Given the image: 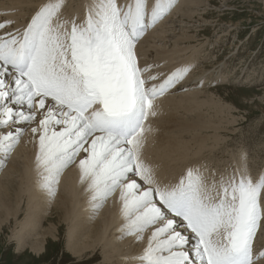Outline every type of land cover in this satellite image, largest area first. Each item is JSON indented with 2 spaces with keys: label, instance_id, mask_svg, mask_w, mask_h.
Returning a JSON list of instances; mask_svg holds the SVG:
<instances>
[{
  "label": "snow or ice",
  "instance_id": "obj_1",
  "mask_svg": "<svg viewBox=\"0 0 264 264\" xmlns=\"http://www.w3.org/2000/svg\"><path fill=\"white\" fill-rule=\"evenodd\" d=\"M177 3L89 0L81 17L65 13L67 0H44L23 29L0 20V170L30 131L46 200L77 167L93 214L119 199V239L150 233L136 264H264V171L251 173L246 152L170 181L144 156L158 99L190 87L193 64L165 72L137 52Z\"/></svg>",
  "mask_w": 264,
  "mask_h": 264
},
{
  "label": "bare ground",
  "instance_id": "obj_2",
  "mask_svg": "<svg viewBox=\"0 0 264 264\" xmlns=\"http://www.w3.org/2000/svg\"><path fill=\"white\" fill-rule=\"evenodd\" d=\"M210 1L212 0H178L171 13L149 30L138 43L137 52L142 56L141 62H157L160 64V70L165 72L189 63L194 65L192 72L204 64V62L201 63L202 57L197 58L196 53L202 51L204 43L211 39L200 41L197 34L188 33L185 27L188 26L186 27L188 29L190 25L195 29L204 24V19L200 18L196 19L195 23L196 17L193 15L197 9L207 8ZM42 3L44 0H0V20L14 21L11 28L23 29ZM88 3L89 0H84L76 7L71 6L64 11L69 15L79 13L83 17ZM178 29L180 32L176 33ZM239 29L238 26L229 25L222 32L227 36L232 33L237 35L240 32ZM221 36L217 37L216 42L223 40ZM202 53H199L200 56L203 55ZM232 56H236L235 49L231 50L230 57ZM227 58L228 56L219 59H226L227 62ZM218 63L214 71L213 67L205 68L203 65L197 70V74L195 71L193 75H190V72L182 82L190 86L188 91H180L178 86L157 101L159 115L152 121L153 131L146 134L144 156L157 167L158 175L163 181L174 180L190 164L200 162L201 156L204 157L208 150L209 152L223 150V147H227V144H222V138L226 136L225 132L235 130L234 124L238 120L230 116L231 108L221 105L222 103H214L209 90H204V87L212 82L226 80L229 76L225 73L228 62L215 64ZM201 79L204 80L203 87H191ZM247 80H251V77L248 76ZM194 89L197 91H192ZM261 91L264 93V89ZM260 101L263 103L264 99ZM204 107L209 108L204 111ZM191 111L195 112L190 114ZM230 153L228 151V165L238 164L239 158L232 153L229 157ZM213 155L212 153V157ZM35 156L36 147L32 143L29 131L24 134L12 152L11 160L7 161L3 172L0 170V233L4 226L10 227L12 221H15L17 228L12 230L9 240L17 241L18 250H30L35 255L41 256L50 241L58 240L60 226L67 225V248L78 259L84 256L96 258L101 253L104 261L96 264H136L135 257L142 252L150 233L146 232L144 240L139 242L133 236L118 238L123 222L119 199L109 198L103 208L93 214L89 210L88 195L79 183L80 172L77 167L70 166L61 178L55 200L51 202L45 200V196L37 187ZM209 160L211 161V158ZM208 163L211 164V162ZM247 166L251 171L253 164L250 162ZM254 171L256 172L255 169ZM257 171H259L257 175L264 171L263 162L260 170ZM251 173L254 175L253 172ZM12 186L16 187L13 198L10 194ZM9 198L13 201L12 203H8ZM24 198L27 200L26 212L24 218L20 220ZM36 198L39 200L36 201ZM51 214L58 219V223L50 220L53 217Z\"/></svg>",
  "mask_w": 264,
  "mask_h": 264
},
{
  "label": "rangeland",
  "instance_id": "obj_3",
  "mask_svg": "<svg viewBox=\"0 0 264 264\" xmlns=\"http://www.w3.org/2000/svg\"><path fill=\"white\" fill-rule=\"evenodd\" d=\"M83 1L67 0L66 5L68 6L65 7V10H68L71 6L76 7ZM69 3L71 4L70 6ZM207 6L204 10L197 9L193 15L196 17L194 19L195 23L196 19L200 18L204 19V24L200 28L197 27L195 29L189 25L188 29L191 28L190 30L186 26L185 31L197 34L198 39L203 42L208 38L211 39L209 40L210 43H204L205 46L203 44L205 49L202 48V51L196 53L197 58L200 59L202 57L201 63L204 62L199 68L204 65L205 68L213 67L212 70L214 71L215 67L219 65V63L215 64L216 62H223V64L228 62L226 65L228 72L225 70V73L229 75L227 79L212 82L211 86L207 85L204 90H209V95L213 96L212 100L214 103H222L221 105L231 108L230 116L237 118L238 121L234 124V132L227 131L225 132L226 136L224 135V138H222L224 140H222V144H227V147H223V150L218 151L209 152L208 150L205 155L207 158L201 156L200 162L207 159V162H211V164L209 163L210 165L223 170V166L226 167L229 164L227 161L228 151L237 156V158H239L240 153L246 152L247 163L251 162L253 164L251 172L257 175L259 173L257 170H260L262 162L264 163V102L260 101V99H264V93L261 91L264 89V0H212ZM207 23L209 25H206ZM229 25L238 26L240 32L237 35L235 33L228 34V36L223 35L224 32L222 31ZM175 32L179 33L180 30L178 29ZM218 36L223 37L224 41L218 40L216 42ZM231 46L233 47L231 48ZM233 49L236 51V56L230 57ZM199 53L203 55L200 56ZM226 54L228 56L227 62L226 59H219L227 57ZM199 68L192 71L190 75H193L195 71V74H197ZM248 76L251 77L249 81L247 80ZM192 91H197V89ZM206 109L204 107L203 110L205 111ZM192 112L194 113L195 111H191L190 114ZM224 148L227 149L225 150ZM212 153L214 154L213 157ZM210 158L211 161L209 160ZM10 160L11 158L8 161L10 162ZM15 189V186L11 187L10 194L12 198L14 197V192H16ZM35 200L38 201L39 199L36 198ZM12 202L9 198L8 203ZM26 203L27 200L24 198L20 220L25 216ZM51 216L53 217L50 220L58 223V219L52 214ZM14 222L12 221L10 227L4 226L3 231L0 233V264H96L104 261V256L101 253L96 258L92 256V259L89 256H84L85 258L81 259L75 257L67 248V225L60 226L58 240L50 241L46 251L41 256L35 255L30 250L20 251L17 249V241L15 239L9 240L14 228H17L16 222Z\"/></svg>",
  "mask_w": 264,
  "mask_h": 264
}]
</instances>
